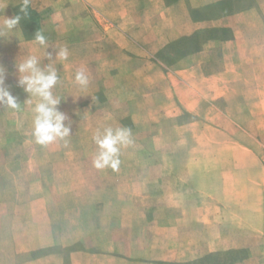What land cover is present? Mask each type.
<instances>
[{"label":"crops","instance_id":"1","mask_svg":"<svg viewBox=\"0 0 264 264\" xmlns=\"http://www.w3.org/2000/svg\"><path fill=\"white\" fill-rule=\"evenodd\" d=\"M21 3L0 0V23L22 17L0 36L4 70L66 48L55 67L72 101L129 118L132 142L153 141L141 125L167 124L162 156L118 170L93 157L60 171L35 153L14 173L23 195L8 169L0 264H264V0H29L52 60Z\"/></svg>","mask_w":264,"mask_h":264},{"label":"rangeland","instance_id":"2","mask_svg":"<svg viewBox=\"0 0 264 264\" xmlns=\"http://www.w3.org/2000/svg\"><path fill=\"white\" fill-rule=\"evenodd\" d=\"M24 17L22 24L24 25L26 23L28 29L31 27L33 30L36 29L35 31L42 30L40 28L39 19L34 12L28 9V15ZM56 70L59 81L52 91L54 96L60 101L57 108L67 117L64 123L67 126H70L71 132L64 140H58L48 145H39L35 143L32 138L31 127L34 99L24 91L23 87L18 86L17 82H13L15 79L18 80L16 68L4 70L5 86L17 98L21 107L19 110H12L5 105H0V183L2 184L0 188L3 187V182L7 181L6 178L10 177V173H8L9 169V171L11 170V172H13V178L19 179L17 180L19 190L21 191V194L24 195L25 193L22 192V189L26 187L27 178L25 175L20 176L18 173H14L20 165L22 158L28 157L29 155H35V153L43 159L44 157L49 156L59 158L60 163L56 165L60 171L70 170L84 172L86 170H83V168L88 166V160L92 159L98 151L97 146L92 139L97 128H130L131 122L127 117L123 118L119 115H99L97 110L100 108L98 100L72 101L67 93L65 69ZM30 99H33V104L28 102ZM164 124L166 125L167 123H164L163 119H161L156 125L152 123L151 127H148L147 124L141 125V129L143 130H140L138 134L140 136L150 134V136L154 138L153 141L150 142L151 145L146 139H143L141 143H137V141L132 142L133 144L131 143L130 145L121 148L120 158L127 159L131 156L137 155L162 156L164 144L162 128ZM150 128L151 131L147 132ZM157 128H160V130L157 131ZM154 129H156V131H153ZM260 134L262 135V141L264 142V132ZM131 139L133 138L131 137ZM153 144H156L157 146H152ZM259 149L260 148H258V150ZM258 150L256 149V152ZM260 150L264 155V147ZM4 169L5 176L2 178V171H4ZM75 184L76 186H82V181H75ZM27 189H29V186ZM21 197L23 196L21 195ZM4 200V197L0 195V206H4Z\"/></svg>","mask_w":264,"mask_h":264},{"label":"clouds","instance_id":"3","mask_svg":"<svg viewBox=\"0 0 264 264\" xmlns=\"http://www.w3.org/2000/svg\"><path fill=\"white\" fill-rule=\"evenodd\" d=\"M29 0H22L20 12L24 16L28 15ZM21 15L11 18H3L0 23V36L5 33L14 34L21 20ZM15 30V31H14ZM33 42L43 49V57L52 60V54L46 52L48 46L47 37L41 32L36 31ZM55 50V60L46 66H41V58L37 55H28L19 62L15 68L18 74L17 85L23 87L24 91L34 99L28 102L33 104L31 135L35 143L48 145L58 140H64L70 135L71 128L64 121L67 119L57 106L59 99L54 96L53 88L59 81L55 67V61L67 60L68 51L66 48ZM75 83L81 88H86L89 78L84 69H79L74 74ZM0 105H5L12 110H19L21 105L17 98L5 86L4 68L0 66ZM132 131L127 127H104L97 128L93 134V142L97 146V153L93 159L96 169L111 168L118 170L120 166L121 148L132 143Z\"/></svg>","mask_w":264,"mask_h":264},{"label":"trees","instance_id":"4","mask_svg":"<svg viewBox=\"0 0 264 264\" xmlns=\"http://www.w3.org/2000/svg\"><path fill=\"white\" fill-rule=\"evenodd\" d=\"M26 26H27V24H26Z\"/></svg>","mask_w":264,"mask_h":264}]
</instances>
